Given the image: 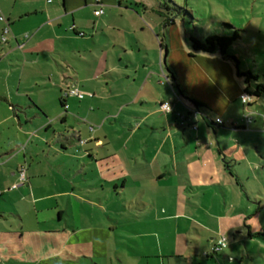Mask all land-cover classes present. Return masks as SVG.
<instances>
[{"label":"crops","instance_id":"1","mask_svg":"<svg viewBox=\"0 0 264 264\" xmlns=\"http://www.w3.org/2000/svg\"><path fill=\"white\" fill-rule=\"evenodd\" d=\"M0 14V264H254L252 246L264 259L248 63L171 53L164 33L159 49L128 0H0Z\"/></svg>","mask_w":264,"mask_h":264},{"label":"rangeland","instance_id":"2","mask_svg":"<svg viewBox=\"0 0 264 264\" xmlns=\"http://www.w3.org/2000/svg\"><path fill=\"white\" fill-rule=\"evenodd\" d=\"M53 1V0H50ZM132 2L141 15L150 19V25L154 29V42L160 49L157 35L165 34L168 38V51L177 49L182 52V47H190V37H205L209 34L223 35L225 33L223 24H228L239 29L241 38L238 43H234L229 53L233 52L239 56L242 63H248L251 70L257 75V84L264 85V0H128ZM173 4L186 9L190 15L183 14V18L176 17L174 25L162 26L163 19L156 12L160 5ZM95 14V13H94ZM172 33V39L168 36ZM231 35V32H227ZM162 38V36H161ZM149 46L155 44L153 39H144ZM194 56V55H193ZM173 57L172 55L170 58ZM192 57V56H190ZM173 60V59H172ZM251 102H253L251 100ZM250 102V104H251ZM259 102V101H258ZM259 104V105H258ZM255 106L264 108V94L261 101ZM254 106V107H255ZM264 113V109H262ZM82 249V248H78ZM84 249V248H83ZM113 249L111 255H113ZM255 259L254 264H264V259L259 257L257 249L252 246ZM85 255H92L89 250H85ZM108 253V252H107ZM78 254L83 255V250ZM84 261V259H82ZM80 263V262H79ZM78 263V264H79ZM234 264V263H233Z\"/></svg>","mask_w":264,"mask_h":264},{"label":"trees","instance_id":"3","mask_svg":"<svg viewBox=\"0 0 264 264\" xmlns=\"http://www.w3.org/2000/svg\"><path fill=\"white\" fill-rule=\"evenodd\" d=\"M156 12L162 17L163 19V26L174 25L176 23V17H184L183 14L190 15L189 11L178 7L177 5L173 4L172 6L160 5ZM225 33L223 35L219 34H209L205 37L197 38V37H190V47L192 48L194 53H207V54H219L222 58H226L229 55V49L234 43H238L239 39L241 38L239 29H236L228 24H223ZM231 35L227 32H231ZM161 47L164 50H167L168 43L166 37L163 36L161 39ZM247 81L254 83L255 89L250 90L247 88L244 93H247L251 98L259 97L264 94V85L257 84L258 77L253 72L249 71L247 73ZM190 100V99H189ZM195 107H202L201 104L197 103L194 100H190ZM254 101V99H253ZM251 105V104H249Z\"/></svg>","mask_w":264,"mask_h":264},{"label":"built area","instance_id":"4","mask_svg":"<svg viewBox=\"0 0 264 264\" xmlns=\"http://www.w3.org/2000/svg\"><path fill=\"white\" fill-rule=\"evenodd\" d=\"M99 2V0H98ZM104 10L103 8H100L98 10V14H103ZM0 22H5L7 23V20L5 18V16H3L2 14H0ZM9 26L8 25H5L4 28H3V31H2V35H1V43L2 44H5L7 41H8V33H9ZM70 95H75V96H79L80 93L77 89H69L68 91L65 92V96H70ZM241 100L244 104H249L250 101L252 100L251 96H249L247 93H243L241 95ZM161 108L164 112L166 113H169L172 111V106H171V103L169 102H164L162 105H161ZM190 110H192L194 112L193 109L190 108ZM244 121L246 123L247 126H252L253 124V117L251 114H246L244 116ZM216 124H222L223 123V120L221 118H216L215 120ZM195 129L197 128L196 126L194 127ZM26 179V176H25V169L22 168L20 170V182H19V186L22 185L24 183ZM227 244H228V240L226 237H221L219 238L217 244L214 246L213 248V254H217L221 251H223L226 247H227ZM226 245V246H225Z\"/></svg>","mask_w":264,"mask_h":264},{"label":"clouds","instance_id":"5","mask_svg":"<svg viewBox=\"0 0 264 264\" xmlns=\"http://www.w3.org/2000/svg\"><path fill=\"white\" fill-rule=\"evenodd\" d=\"M226 246V245H225Z\"/></svg>","mask_w":264,"mask_h":264}]
</instances>
